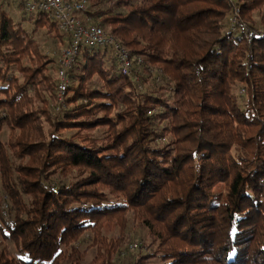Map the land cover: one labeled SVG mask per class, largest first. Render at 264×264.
Masks as SVG:
<instances>
[{"label":"trees","instance_id":"trees-1","mask_svg":"<svg viewBox=\"0 0 264 264\" xmlns=\"http://www.w3.org/2000/svg\"><path fill=\"white\" fill-rule=\"evenodd\" d=\"M91 1L132 69L84 46L62 102L35 36H69L0 1V264H116L130 224L133 264H264V0Z\"/></svg>","mask_w":264,"mask_h":264},{"label":"built area","instance_id":"built-area-1","mask_svg":"<svg viewBox=\"0 0 264 264\" xmlns=\"http://www.w3.org/2000/svg\"><path fill=\"white\" fill-rule=\"evenodd\" d=\"M88 0H25L27 13H48L56 23L58 30L69 36L68 45L62 50L59 59L57 78L59 88L58 102H62L68 86L67 72L72 68L75 58L82 47H108L123 75H129L132 69V60L128 51L108 35L102 28L85 25L78 14L87 9ZM236 11L233 23L236 22ZM136 246H132L134 250Z\"/></svg>","mask_w":264,"mask_h":264},{"label":"rangeland","instance_id":"rangeland-1","mask_svg":"<svg viewBox=\"0 0 264 264\" xmlns=\"http://www.w3.org/2000/svg\"><path fill=\"white\" fill-rule=\"evenodd\" d=\"M13 2L14 3L12 5V7H10L7 11L9 12V15L11 18H13L14 20H20L22 18L23 14L17 8V0H13ZM89 2L90 3H88V5H87V10L91 9L92 1L89 0ZM79 15L82 16L81 17L82 19H84L83 14H78V16ZM93 24H95V23H93ZM23 26L25 29L30 30L32 27V24L29 22H26V23H24ZM231 26H232V22H229L226 25V27H228V28H231ZM259 31L264 33V28H260ZM35 38L38 41V43L40 44V47H41L43 52L48 53L52 58H54V60L56 62L59 61V59L61 57L62 50L65 48V46H63L62 44H58L57 42H55L54 40H52L48 36H46L44 29L39 30L37 32ZM133 72L134 73L137 72V69H134ZM136 81H137V79H136ZM160 83H161V81L157 82V84H160ZM148 86H149L148 84H144L142 86L141 90H145L146 88H148ZM233 92L236 96L241 97V99H239V102L242 104L244 102V100L242 97L243 92H242L241 87L240 86L235 87ZM6 135H7V132L4 131L0 137V140L5 141ZM169 140H170L169 137H166L164 140H160L159 143L161 145H165L169 142ZM127 231H128V238H127L126 243L121 248L120 255L116 258V264H133L138 259V257L140 255L144 256V255H147L150 251H152V249H147V245L149 244V239L146 236V232L142 228H139V227H136V226H133L132 224H130ZM118 236H119V230L118 229H115L111 233L107 234L108 238H117ZM134 245L136 246V248L134 250H131L132 246H134ZM8 248H9L11 254L14 255L15 252H14L12 246L8 245ZM94 255H95V250L90 249L88 254H87L85 261L89 262L94 257ZM146 264H161V263L158 260H153L151 262H147Z\"/></svg>","mask_w":264,"mask_h":264},{"label":"crops","instance_id":"crops-1","mask_svg":"<svg viewBox=\"0 0 264 264\" xmlns=\"http://www.w3.org/2000/svg\"><path fill=\"white\" fill-rule=\"evenodd\" d=\"M0 1L1 2L3 1L2 3L4 4V6H9V8L12 7V5L14 3L13 0H0ZM78 17L81 18L82 16L79 15Z\"/></svg>","mask_w":264,"mask_h":264}]
</instances>
